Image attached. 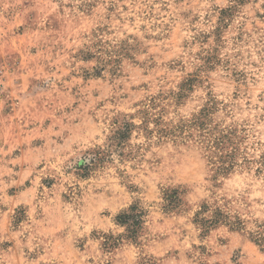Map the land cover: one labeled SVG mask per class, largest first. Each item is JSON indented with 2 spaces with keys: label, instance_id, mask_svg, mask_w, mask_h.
Here are the masks:
<instances>
[{
  "label": "clouds",
  "instance_id": "9594fccd",
  "mask_svg": "<svg viewBox=\"0 0 264 264\" xmlns=\"http://www.w3.org/2000/svg\"><path fill=\"white\" fill-rule=\"evenodd\" d=\"M0 264H264V0H0Z\"/></svg>",
  "mask_w": 264,
  "mask_h": 264
},
{
  "label": "rangeland",
  "instance_id": "374dc122",
  "mask_svg": "<svg viewBox=\"0 0 264 264\" xmlns=\"http://www.w3.org/2000/svg\"><path fill=\"white\" fill-rule=\"evenodd\" d=\"M21 35H22V33H21ZM47 186V185H46Z\"/></svg>",
  "mask_w": 264,
  "mask_h": 264
}]
</instances>
